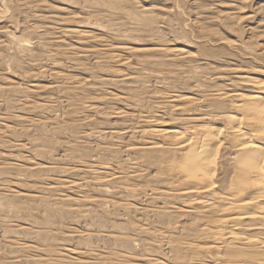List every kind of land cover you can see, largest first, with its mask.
I'll return each mask as SVG.
<instances>
[{"label": "rangeland", "instance_id": "1", "mask_svg": "<svg viewBox=\"0 0 264 264\" xmlns=\"http://www.w3.org/2000/svg\"><path fill=\"white\" fill-rule=\"evenodd\" d=\"M3 1H5L6 5L8 3L9 4H8V8L6 7L7 8L6 16L4 18H1L4 22L0 19V108H1L0 109V128L4 132V134L2 132H0L1 133L0 136L4 137V139L0 138L1 145L4 143L2 145L3 147L0 145V151H1L0 152V167H1L0 168V188H1L0 192L2 191L0 193V201L2 202L1 204H3L2 207L6 206L7 204H14L13 201H15L14 205L16 206V204L19 203L18 206H22L21 207L22 209L20 207H18V208L16 207L17 209L15 208L16 212H14V213L13 212L11 213V211L7 212V211H5V209H3V211L0 212V215H1L0 216L1 217L0 218V227H1L0 228V241H1V243H0V262L1 263L0 264H24V263L25 264H38V263H34V262L29 263V261H30L29 259L33 258V260L34 259L35 260H39V259L41 260V258H46V257L48 258V260H50V262L53 261L52 262L53 264H57V262H58V264H60V263H64V264H70V263L71 264H77V263H79V264L80 263H82V264H97L98 262H100L98 264H103V263L104 264H111V263L113 264L114 261H115L114 263H116V264H131V263L132 264H140V263L141 264H161V263L167 264L166 263L167 261L165 260L166 257L163 254H165V252L168 250L166 249V246H163L161 249L160 244L163 241L162 240L163 238H160V237L157 238V236L154 235V229L155 228L153 229L152 227L156 226L157 229H155V231L160 230L162 227H165L164 229H166V231H164V232H166V234H167L166 237H168V238L174 237L177 240H179L180 238H183L185 234H182L183 233L182 231L185 232L186 227H188L190 224H192V222H193L192 219L194 218V216L193 215L189 216L190 214H187L185 207H182V206L187 205L184 202L188 199V197H194V196H192V195H189V196L176 195V196L169 197L168 195L163 194L162 191H160V190H162V189L164 190L167 187V183H168L167 181L163 180L165 178L164 176H166V175H164L165 169L162 166H159V164H154L153 161H148L149 159L153 160V158L146 159V162H147L146 163L145 159H142L141 158L142 156H140L138 153H137L138 155L137 154L134 155V153H131V152L126 153V151H125V146L126 145L128 146V144L131 145V144L135 143V144L141 145L145 142L149 143V142H151V140L153 141V139L150 137H140L138 134H134L133 137H132L133 134L131 135L129 133H126L125 135H123L122 130L133 129V130H131V132H137L135 130H140L142 128H147V127L151 128L150 126H152V125H153L152 128H158V129L162 128L165 125L163 128L166 129V128H170V127H174L176 125H179L180 121H176V123H175V121H173L174 119H181L182 118L183 120H186V119H189L188 118L189 115H190V117H193V118H195V117L201 118L202 115H200V114L201 113L206 114L207 112L205 110L203 111L202 109H198V108L201 106H205L207 104V102H209V104H215L216 100H214V99L216 97L213 95L215 94L214 92L219 91V88H221L223 90L222 92L231 91V90L235 91V90L241 89L239 87H236V84L234 85V83L230 84L233 80H237L236 77H239V78H241V77L246 78L247 77V78H251L253 80H257V81H264V0H127L126 1L127 4L125 3V0H113V1L112 0H84V1L83 0H0V5L3 4ZM129 1H131V2H129ZM97 2H99L98 3L99 7L97 6ZM115 2L117 4H115ZM112 3H113V5H112ZM93 4H94V6H93ZM115 5H117V6H115ZM157 9H159V10H157ZM178 9L181 11H179ZM155 14H156V16H155ZM138 16H140V17L138 18ZM122 17H123V19H122ZM66 18H67V20H66ZM63 20H65V21H63ZM118 21H120V22H118ZM124 21H125V24H124ZM152 26H154V27H152ZM35 28H37V29H35ZM127 29H128V31H127ZM251 29H253L254 31ZM36 30H38V31H36ZM64 31H66L67 33L69 32L68 35L66 33V35L64 36L63 35V33H65ZM134 32H137L138 34H136ZM81 33H83V34H81ZM86 33H88V34H86ZM69 34H71V35H69ZM12 37L14 39H12ZM120 38H122V39H120ZM124 38H126V39H124ZM128 38H129V40H128ZM220 38L221 39L223 38V39L221 40ZM93 39H95V40L93 41ZM228 40H229V42H228ZM80 41H81V43H80ZM84 41H85V43H84ZM131 42H132V44H131ZM198 44H199V46H198ZM229 44H230V46H229ZM66 47H68L70 50ZM108 47H110L111 49L109 48L110 49L109 50ZM113 48H115V49H113ZM159 48L165 49V52L162 53L163 54L162 57H159L161 55V52L155 50V49H159ZM215 49H217V50H215ZM68 50H69V52H68ZM93 50H94V52H93ZM95 50H97L98 52ZM64 51H66V52H64ZM86 51L89 53H85ZM142 52H143V54H142ZM219 52H221V53H219ZM44 53H46V54H44ZM60 53H61V55H60ZM170 53H171V55H170ZM183 53H185V54H183ZM246 53H247V55H246ZM62 54H65V55H62ZM72 54H74L75 56H72ZM186 54H188V56ZM76 55H77V57H76ZM157 55H159V56L157 57ZM177 55H178V57H176ZM98 56L103 61L100 66H98L96 63V61L99 59ZM146 56H148L147 59H146ZM169 56H170V58H172V56H173L174 60L169 59ZM189 56L191 58H188ZM74 57H76V58H74ZM117 57H119V58H117ZM96 58H98V59H96ZM116 58H117V60H115ZM148 58H150V59L148 60ZM175 58H176V60H175ZM220 58H222V59H220ZM161 61L163 63H160ZM71 62H72V64H71ZM122 64H124V65H122ZM179 69H182V70H180L178 72ZM229 69H230V71H229ZM163 70L165 73L163 72ZM183 70H184V72H183ZM185 72H186V74H185ZM60 74H61V76H60ZM151 74H153V75H151ZM58 76H59V78H58ZM182 76H183V78H182ZM184 76H185V79H184ZM68 77H70V78H68ZM128 78H131V79H128ZM62 79H64V80H62ZM68 80H69V82H68ZM88 80H90V81H88ZM185 80H187V81H185ZM82 82H83V84L81 85ZM72 83L74 86L71 85ZM56 84L58 87H55ZM68 84H69V86H68ZM75 85H76V88H75ZM172 85H175V87ZM223 85H224V87H223ZM5 86H6V88H5ZM64 86H65V88H64ZM67 86H68V88L69 87L70 88L68 89ZM71 86L74 88H72ZM78 86H80V87H78ZM82 86H84V88ZM219 86H221V87H219ZM17 87H19V88H17ZM196 88H197V91H196ZM246 89H250V88L246 87ZM65 90L67 92H63ZM71 91H73V92H71ZM72 93H74V94H72ZM76 93H77V95H75ZM141 94H143V95H141ZM176 94H179V95H176ZM68 95H72V96L70 97ZM129 96H130V99H129ZM173 96H182V98H179L177 100L173 99L174 101L171 102L170 100H172V98H174ZM202 96H204V97H202ZM211 96L213 98L215 97L214 99L212 98L213 101L209 98ZM118 97H119V99H118ZM188 97L192 98V100L194 99V102L189 101ZM10 98H11V100H10ZM12 98H14V99H12ZM71 98L74 100H72ZM92 98L94 100H92ZM163 98H165L166 100L169 99V102H168V100L166 101L165 99L163 101ZM204 99H207V102H201V100H204ZM68 100H70V101H68ZM4 101H5V103H4ZM100 101H102V102H100ZM196 101H198V102H196ZM72 102L74 104L69 105ZM30 103L33 105H31ZM60 103H62V104H60ZM167 103H169V104H167ZM37 104H38V106H37ZM76 104H78V105L76 106ZM28 105L34 106L35 108L33 107V109H32L31 106L29 108ZM73 105H75L74 108H73ZM26 106H28V107H26ZM190 106H192V107H190ZM193 106H194V108H193ZM69 107H71L72 110H70ZM87 107H89V108H87ZM6 108H7V110H6ZM12 108H13V110H12ZM75 108H77V109H75ZM78 108L80 110H78ZM151 108H152V110H151ZM173 109H175V110H173ZM81 110H82V112H81ZM89 110H91V111L89 112ZM190 110H193L194 113L191 112ZM34 111H36L37 113H35ZM76 111H77V113H76ZM94 111H96V113ZM195 111H196V113H195ZM23 112H27V113H23ZM29 112H31V113H29ZM73 112L76 114H73ZM102 112H103V114H102ZM187 112H189V113H187ZM198 112H199V114H198ZM99 113L102 116L99 115ZM139 113L143 114V115H140ZM148 114L150 116H148ZM57 115H58V117H57ZM64 115H66V116H64ZM77 115H78V117H77ZM1 116H3L4 118ZM132 116H134V118H132ZM138 116H139V118H138ZM147 116L152 117L153 120L156 119L159 122V124L157 125L158 122L155 120L154 121H146L145 119ZM90 117H92V119H90ZM87 118H89L91 121ZM27 119H31L32 121L27 120ZM37 120H40V122H41V123H39L40 125H36L35 121H37ZM49 120H50V122H49ZM59 120H60V123H59ZM138 120L140 121V123H137ZM33 121L35 123H33ZM75 121H76V123H75ZM160 121H161V123H160ZM44 122H45V124H44ZM148 122H150L149 126H148ZM172 122H174L175 124ZM48 123H50V124L48 125ZM151 123H153V124L151 125ZM184 123L186 124V121ZM26 124H28V125H26ZM76 124H78V125H76ZM144 124H145V126H144ZM181 124H183V123L181 122ZM214 124L217 125L214 122H210L209 125H214ZM159 125H161V126H159ZM6 126L7 127L11 126L14 129L19 127V128H17L19 131H17L18 133L16 131L9 132V130L6 129ZM66 126H68V127H66ZM20 128L23 129L24 131L22 132ZM1 129H0V131H2ZM17 129H15V130H17ZM120 130H121V132H120ZM5 131H6L7 135L5 134ZM35 131H36V133H35ZM57 131H58V133H57ZM19 132H20V134H19ZM103 132H105L104 133L105 135L102 134ZM16 133L18 134V136L15 135ZM8 134H10V135L12 134V136H10ZM118 134H119L120 138L118 137ZM19 135H21V136H19ZM5 136H7V137H5ZM40 136H42V137H40ZM43 136H45V137H43ZM129 136H131L132 138H130ZM21 137H23V139ZM131 139H133V140H131ZM35 140L36 141L38 140V141L36 142ZM106 140L107 141L110 140V141L107 142ZM21 143H22V145H21ZM72 144H73V146H72ZM16 146H18V147H16ZM67 146H69V147H67ZM46 147L47 148L49 147L51 149H49V148L47 149ZM36 148H40V150L42 148V150L36 151L35 150ZM102 148H107L106 149L107 151H103ZM86 149H87V151H86ZM99 149H101V151H103V152H100ZM111 150H112V152H109ZM51 151H52V153H51ZM98 151H99V153H98ZM54 152H55V154H54ZM82 153H83V155H82ZM86 153L89 155L88 157H87ZM102 153H104L105 155ZM129 153H130V155H129ZM14 154H16V155H14ZM113 154H116L115 157H117V158L120 157V158H118V159L115 158L113 156ZM126 154H128L130 157L132 156L131 160L133 159V161H134L135 156L137 158L139 157L138 158V160H140L139 164L143 163L144 166L142 164L139 166L137 165V167L134 165L132 166V164H130V163H133L132 161H129L130 163L125 162L127 164L126 165L123 162L126 158L125 157ZM70 157H71V159H70ZM136 157H135V159H136ZM61 158H62V160H61ZM113 158L118 160L117 161L118 163H115L114 162L115 160ZM6 159H9V160H6ZM21 159H22V161H21ZM88 159H89V161H88ZM64 160H66V161H64ZM119 160H122V161L120 162ZM93 161H94V163H91ZM107 161L108 162L110 161L109 163L113 162L111 164V166H112L111 169L103 166L104 163H108ZM81 162H83V163H81ZM149 162H150V165H149ZM119 163H121L122 165ZM151 163L153 164L154 168H152L153 166L151 165ZM4 164H6L7 166L6 165L4 166ZM38 164H39L40 168L36 166ZM145 165H147V166H145ZM10 166L12 168H10ZM157 166H159V167H157ZM24 167L26 168V170ZM33 167H34V169H33ZM35 167H36V169H35ZM30 168H31V170H30ZM50 168H54V169H56V171L54 169H50ZM136 168H137V170L139 169L140 174H142L141 171L142 172L145 171V172H143L144 175L142 174L143 175L142 178H133L131 176V172H134L133 170ZM23 169H24V171H23ZM37 169H39V170H37ZM61 169H62V171L66 170L67 172L66 171L60 172ZM159 169H160V172H158ZM114 170H117V171H114ZM137 170H135V171H137ZM68 171H69V174H68ZM161 171H163V172L161 173ZM10 173H12V174H10ZM61 173H64V175ZM112 173L117 174L116 177H118V178L113 179L114 184L112 186L114 187V189L113 188L112 189L115 191L117 189V192H120V190H122V189H124V190L128 189L131 192L125 191V193L123 195H120L118 193H115L112 195H103L102 193L99 194L100 192H96L97 190L94 189V186L92 187V185H91V187L87 188V190H84V191L78 193L77 191L68 189V186L64 185V182H67V180L70 181L71 179H72L71 181L79 180L80 182L81 181L82 182H88V180H89L90 181L89 183L96 181L97 178L101 179V177H102V180H105L108 178L107 175L109 176ZM105 174H106V176H105ZM162 174L164 176H162ZM62 175H63V177H62ZM150 176H152V177H150ZM156 176H157V178H155ZM77 177L79 179H77ZM37 178H38V180H37ZM43 178H46V179H43ZM139 179H140V181H138ZM36 181H37V183H36ZM44 181H46V182L44 183ZM61 181H63V183ZM131 181H134V182H131ZM5 183H7V184H5ZM59 183H60V185H59ZM121 184H122V186H121ZM150 184L152 186H150ZM42 185L45 186L42 188H45L48 193L46 192L45 189L40 190ZM32 186H34V187H32ZM48 186H50V188L52 186V188L50 189ZM53 187H54V189H53ZM135 187H136L137 191L135 189H133ZM32 188H34V189H32ZM92 188L94 190H92ZM7 189L9 192L6 191ZM134 190L137 193H140V195L138 194V196H137V193L132 192ZM60 191H61V193H59ZM154 191L156 194L154 193ZM12 192H14V193H12ZM151 192H153L155 196L158 195V197L157 198L153 197L155 199H152V196H154V195ZM7 193L13 194V195L10 194V196H14L16 193H18L20 195H16V197H14V200L10 196H7V197L5 196L7 199L6 198L2 199L3 194L5 195ZM43 193L46 196L42 195ZM142 193H146V194L150 193L151 195H149V194L145 195ZM9 194H7V195H9ZM57 194H58V196H57ZM133 194H135L137 197L135 195L133 196ZM84 195H86L85 197L88 196L87 199L93 198L96 200H101V199H104V197H105V200H110L112 202H115L118 209L115 206L116 210H114V208H113V210H111L109 213L103 214V213H101L102 210L98 206H96V205L92 206L91 207L92 211L91 210L89 211L91 213L92 217L89 215V212H88L87 213L88 219L85 218V220L83 221L84 218L80 217V215L78 213H75L73 211H71V213H69L70 211H66L67 208H64L63 206H65L66 203L67 204L70 203V205H72L74 203L75 207L77 206L80 209L84 208L82 211H86L88 206L86 208L82 205L89 204V202L92 201V199L91 200L89 199L90 201L88 200V202H86L85 204H83V203L78 204V202L74 201L77 199L80 200L81 197ZM42 196H44V197H42ZM146 196H149V198L146 199L147 198ZM59 197L61 198V200ZM66 197H67V199H65ZM101 197H103V198H101ZM138 197H140V198H138ZM42 198H44V199H42ZM51 198L53 200H51ZM107 198H110V199H107ZM170 198H172V199H170ZM174 198L176 199L175 201H174ZM18 199H19V202H18ZM49 199L53 203L58 204V202H59V205L61 203L60 206L63 208V210L65 209L64 211H66L67 212L66 214H68V215L67 216L64 215L65 212L59 213V211H57V212H55L53 210L49 211L48 210L49 205L53 206V204H50L52 202H50ZM62 199H64V200H62ZM69 199L70 200L72 199L74 202L71 203L72 200L69 201ZM140 199H141V201H139ZM144 199H145V201H144ZM8 200H10V201H8ZM41 200L44 202L45 205L43 204V202ZM136 200H138V201H136ZM149 200H150V202H151V200L154 202L157 200L158 202L156 201L155 203L154 202L150 203ZM45 201L47 202V204L50 202L47 207H46ZM164 201H165V204H168L167 209H166L167 211H165V212H167V215H168L167 217H169V221L164 223V224H160L158 222L163 217L166 218L165 215H162V213H159L160 208H162L163 207L162 205H164L163 204ZM117 203H118V205H117ZM173 203H174V206H177V207L181 206L183 212L174 213V211L171 209L172 207H174ZM26 204L27 205L30 204V205L26 206ZM35 204H37V205H35ZM57 204H56V206H57ZM68 205H66V206H68ZM74 205H72V206L74 207ZM122 205H124V207ZM149 205H151L150 209L148 208ZM157 206H159L160 208ZM32 207H34L33 208L34 213L32 211L33 210ZM38 207H39V209H38ZM94 207L96 210L94 209ZM23 208L25 209V211L23 210ZM35 208H36V210H35ZM56 208L57 207H55V210H56ZM124 208H128V209H126L127 211L124 210ZM168 208L173 212L170 213V211H168L169 210ZM15 209L12 211H15ZM27 209H29V210H27ZM119 209H121V210L118 211ZM137 209H139V210H137ZM57 210H58V208H57ZM69 210H70V208H69ZM30 211H32V212H30ZM3 212H5V213H3ZM157 212L159 213V216L161 215L160 217L158 216ZM43 213H45L44 216H43ZM55 213H57V214H55ZM128 213H129V215H128ZM143 213H144V217H143ZM52 214H53V216H52ZM24 215H26V216H24ZM31 215L34 218V220H33V218H31ZM60 215L63 216L64 218L60 217ZM101 215H103V216H101ZM56 216H58L59 220ZM76 216L77 217L79 216L80 218L78 219ZM89 216H90V218H89ZM186 216H188V217H186ZM35 217L38 219H35ZM47 218H48L49 222H48ZM52 218L54 221L52 220ZM102 218L105 220L103 221ZM136 218H138V219H136ZM144 218H146V220ZM151 218H153V219L151 220ZM8 220H10V221H8ZM63 220H65V221H63ZM86 221H87V223L85 225ZM40 222H41V224H40ZM59 222L62 224H59ZM88 222H89V224H88ZM48 223L50 224V226H47ZM167 223L169 226L170 225H171V227L177 226V228L174 227L175 229L170 230L167 226ZM171 223H173V224H171ZM52 224L53 225L55 224L58 227H56L55 225L52 226ZM132 224H134L136 226H134ZM126 225H128V227H130V229L132 231L130 229H128V227H126ZM133 226L136 228H134ZM21 227H23L24 229L22 230ZM65 227H68V228H65ZM82 227H84V228H82ZM13 228H14V230H13ZM19 228H20V230H19ZM48 228L51 231L49 233H51L52 235L47 232V230L49 231ZM76 228L79 230V232L78 231L76 232V230H77ZM125 228H127L129 230L127 235L125 233L126 232ZM4 229L6 231H4ZM16 229H18V230H16ZM38 229L39 230H45L46 232L40 231V232H43V234H42L38 231ZM31 230L32 231L34 230L35 233L32 232ZM58 230H59V232H58ZM144 230H147V231H144ZM7 231H8V234H7ZM56 231L58 234L56 233ZM101 231L103 232L102 234H100ZM123 231H125L124 234H123ZM143 231H144V233H143ZM38 232H39V234H42V235L41 236L38 235ZM54 232L58 235V237L57 236L55 237L56 234ZM167 232L169 233V235L173 234L174 236L173 235L169 236ZM240 232H243V229H241ZM66 233H68V234L66 235ZM75 233H76V235L71 236V234H75ZM80 233H82V234H80ZM97 233L99 234V237H96L98 235ZM119 233H120V235H119ZM121 233L123 234V236L125 235L126 237H128L131 234L127 239H129L131 237L130 241H134L135 239H136V241H134V243L130 242L129 240H127L125 238V236L123 237ZM146 233L147 234L150 233V234L146 235ZM244 233H246V232L244 231ZM27 234H28V236H27ZM46 234H49V235H46ZM64 234L68 237V240L66 239ZM2 235H3V237H2ZM50 236L53 238H51ZM148 236H150V238ZM116 237H117V239H118V237L119 238L122 237L120 239L125 238L126 241H125V239L123 241L125 244L120 239H118L119 241L117 239H116L117 241H115L114 238H116ZM61 238H62V240H60ZM100 238H101V240H100ZM5 239H7L8 241ZM132 239H134V240H132ZM28 240H29V242H28ZM56 240L58 241V243H56L57 242ZM144 240L147 242L148 245H149V243H152V244H155V246L150 244L149 245L150 247H146L148 245L145 244L146 242ZM157 240H159L161 242H158ZM48 241L50 243L53 242V245H52V243H51V245H49L50 243H48ZM59 241L60 242L62 241V244ZM68 241H69V243H67ZM74 241H78L79 243L78 242L76 243ZM85 241H90V244H89V242H87L88 245H86L87 243ZM102 241H103V244H102ZM128 241H129V244H131V245L133 244L134 246L132 245L133 246L132 247L131 245L127 244ZM140 241H142V242H140ZM154 241H157V242H154ZM106 242H107V244H106ZM119 242L123 246L118 245V244H120ZM139 242L142 245L145 244L146 249L147 248H149V249L147 251H145L146 249L144 247H143L144 248L143 249L141 245H138V244H140ZM44 243L46 244V246ZM78 244H80V247H78L79 246ZM83 244H84V246H83ZM104 244H106V245H104ZM156 244H157V246H156ZM18 245H19V247H18ZM33 245L35 247H37L38 250L36 248H31V250L28 251L30 249L28 247L33 246ZM54 246L56 247L55 251H57V252H55L52 249L51 250L49 249V248L55 249ZM137 246H139V247H137ZM61 247H62V249H61ZM91 247H93V248H91ZM130 247H132V249L134 248L133 251L135 249L136 250L133 252L132 250H130L131 249ZM16 248L18 250H16ZM45 248H47L48 250ZM43 249H45V250H43ZM87 249L90 251H88ZM91 249L94 252L91 251ZM126 249H128L130 252H126V251H128ZM150 249H152V251L154 250V252H152ZM19 250H20V252H19ZM32 250H34V251H32ZM58 251H60V253H58ZM72 251H74V252H72ZM116 251L119 253H117ZM131 251L133 253H135L136 256H135V254H132ZM29 252H31V253H29ZM54 252L56 254H54ZM114 252H116V253H114ZM120 252H122V253L126 252V253H130V254L124 256ZM61 254H63V255H61ZM119 254H121L122 259H120V257L117 258V256H115V255L120 256ZM161 254H162L163 258L161 257ZM170 254L173 255L174 253L172 252ZM20 255H23V256H20ZM132 255L134 257H132ZM38 256H40V257L38 258ZM53 257H55V258H53ZM24 258H26V260L23 262ZM76 258H77V260H76ZM93 258H96L97 260L93 259ZM124 258L125 259L128 258V260L130 258H132V259H130L129 260L130 262H128V260L127 259L125 260ZM71 259H72V261H71ZM186 259H190L189 254H186ZM59 260H61L62 262L59 263ZM108 260H111V261H108ZM131 260H132V262H131ZM26 261H27V263H26ZM54 261H56V262L54 263ZM107 261H108V263H107ZM154 261H155V263H154ZM156 261H161V263L156 262ZM200 261L201 260H199L197 262H200ZM126 262H128V263H126ZM201 264H209L208 259H206Z\"/></svg>", "mask_w": 264, "mask_h": 264}, {"label": "bare ground", "instance_id": "2", "mask_svg": "<svg viewBox=\"0 0 264 264\" xmlns=\"http://www.w3.org/2000/svg\"><path fill=\"white\" fill-rule=\"evenodd\" d=\"M84 1V0H83ZM113 1V0H112ZM127 0H125V3H126ZM131 2V1H129ZM98 3L97 2V6H98ZM195 3V2H194ZM9 4V3H8ZM8 4L6 5L5 1H3V4L0 5V19L1 18H4L6 16V13H7V8H8ZM96 4V3H95ZM115 4H117L115 2ZM121 4V3H120ZM119 4V5H120ZM127 4V3H126ZM238 4V3H237ZM113 5V3H112ZM157 5V4H156ZM94 6V4H93ZM92 6V7H93ZM117 6V5H115ZM121 6V5H120ZM130 6V5H129ZM7 7V8H6ZM99 7V6H98ZM233 7V6H232ZM16 8V7H15ZM179 8V7H178ZM154 9V8H153ZM180 9V8H179ZM178 9V10H179ZM241 9V8H240ZM133 10V9H132ZM152 10V9H151ZM159 10V9H157ZM229 10V9H228ZM237 10V9H236ZM145 11V10H144ZM150 11V10H149ZM181 11V10H179ZM116 12V11H115ZM11 13V12H10ZM136 13V12H135ZM148 13V12H147ZM181 13V12H180ZM145 14V13H144ZM149 14V13H148ZM229 14V13H228ZM9 15V14H8ZM11 15V14H10ZM102 15V14H101ZM122 15V14H121ZM137 15V14H136ZM135 15V16H136ZM109 16V15H108ZM116 16V15H115ZM120 16V15H119ZM144 16V15H143ZM156 16V14H155ZM73 17V16H72ZM76 17V16H75ZM101 17V16H100ZM103 17V16H102ZM121 17V16H120ZM140 16H138L139 18ZM71 18V17H70ZM78 18V17H77ZM81 18V17H80ZM118 18V17H117ZM131 18V17H130ZM158 18V17H157ZM161 18V17H160ZM6 19V18H5ZM4 19V20H5ZM16 19V18H15ZM69 19V18H68ZM123 19V17H122ZM145 19V18H144ZM150 19V18H149ZM156 19V18H155ZM2 20V19H1ZM67 20V18H66ZM71 20V19H70ZM104 20V19H103ZM108 20V19H107ZM3 21V20H2ZM1 21V22H2ZM65 21V20H63ZM151 21V20H150ZM246 21V20H245ZM4 22V21H3ZM67 22V21H66ZM65 22V23H66ZM71 22V21H70ZM105 22V21H104ZM120 22V21H118ZM127 22V21H126ZM139 22V21H138ZM236 22V21H235ZM242 22V21H241ZM124 24H125V21H124ZM127 24V23H126ZM140 25V24H139ZM39 26V25H38ZM42 27V26H41ZM154 27V26H152ZM236 27V26H235ZM40 28V27H39ZM127 28V27H126ZM149 28V27H148ZM37 29V28H35ZM41 29V28H40ZM64 29V28H63ZM26 30V29H25ZM39 30V29H38ZM36 30V31H38ZM138 30V29H137ZM147 30V29H146ZM253 30V29H251ZM128 31V29H127ZM140 31V30H139ZM254 31V30H253ZM252 31V32H253ZM44 32V31H43ZM65 33H63V35L65 36L66 35V31H64ZM71 32V31H70ZM144 32V31H143ZM69 33V32H68ZM67 33V35H68ZM127 33V32H126ZM136 34H138L137 32H134ZM83 34V33H81ZM88 34V33H86ZM71 35V34H69ZM211 35V34H210ZM214 35V34H213ZM127 36V35H126ZM62 37V36H61ZM86 37V36H85ZM214 37V36H213ZM161 38V37H160ZM212 38V37H211ZM12 39H14L12 37ZM59 39V38H58ZM92 39V38H91ZM97 39V38H96ZM122 39V38H120ZM126 39V38H124ZM163 39V38H162ZM221 39V38H220ZM223 39V38H222ZM221 39V40H222ZM60 40V39H59ZM89 40V39H88ZM95 39H93L94 41ZM129 40V38H128ZM61 41V40H60ZM59 41V42H60ZM64 41V40H63ZM82 41V40H81ZM80 41V43H81ZM92 41V40H91ZM211 41V40H210ZM18 42V41H17ZM101 42V41H100ZM144 42V41H143ZM229 42V40H228ZM26 43V42H25ZM53 43V42H52ZM85 43V41H84ZM105 44V43H104ZM132 44V42H131ZM147 44V43H146ZM172 44V43H171ZM212 44V43H211ZM228 44V43H227ZM108 45V44H107ZM201 45V44H200ZM203 45V44H202ZM222 45V44H221ZM98 46V45H97ZM199 46V44H198ZM230 46V44H229ZM69 47V46H68ZM66 47V48H68ZM71 47V46H70ZM160 47V46H159ZM223 47V46H222ZM106 48V47H105ZM110 47H108L109 49ZM187 48V47H186ZM219 48V47H218ZM217 48V49H218ZM40 49V48H39ZM63 49V48H62ZM61 49V50H62ZM65 49V48H64ZM69 49V48H68ZM75 49V48H74ZM104 49V48H103ZM107 49V50H108ZM111 49V48H110ZM109 49V50H110ZM115 49V48H113ZM184 49V48H183ZM215 49V50H217ZM70 50V49H69ZM68 50V52H69ZM77 50V49H76ZM102 50V49H101ZM125 50V49H124ZM154 50V49H153ZM156 51H159L161 52V55H157V57H162V53L165 52V49L163 48H159V49H155ZM154 50V51H155ZM232 50V49H231ZM90 51V50H89ZM97 51V50H95ZM112 51V50H111ZM132 51V50H131ZM134 51V50H133ZM146 51V50H145ZM150 51V50H149ZM210 51V50H209ZM66 52V51H64ZM67 52V53H68ZM94 52V50H93ZM98 52V51H97ZM135 52V51H134ZM137 52V51H136ZM140 52V51H139ZM175 52V51H174ZM85 53H89V52H85ZM101 53V52H100ZM112 53V52H111ZM127 53V52H126ZM131 53V52H130ZM147 53V52H146ZM157 53V52H156ZM155 53V54H156ZM209 53V52H208ZM207 53V54H208ZM212 53V52H211ZM221 53V52H219ZM254 53V52H253ZM46 54V53H44ZM48 54V53H47ZM78 54V53H77ZM109 54V53H108ZM143 54V52H142ZM185 54V53H183ZM210 54V53H209ZM216 54V53H215ZM238 54V53H237ZM255 54V53H254ZM61 55V53H60ZM62 55H65V54H62ZM67 55V54H66ZM89 55V54H88ZM171 55V53H170ZM188 56V54H186ZM192 55V54H191ZM228 55V54H227ZM236 55V54H235ZM247 55V53H246ZM26 56V55H25ZM68 56V55H67ZM72 56H75L74 54H72ZM109 56V55H108ZM174 56V55H173ZM170 58L169 56V59L171 60H174V58ZM180 56V55H179ZM182 56V55H181ZM213 56V55H212ZM240 56V55H239ZM250 56V55H249ZM77 57V55H76ZM74 57V58H76ZM99 57V56H98ZM135 57V56H134ZM148 56H146V59H147ZM178 57V55L176 56ZM185 57V56H184ZM229 57V56H228ZM59 58V57H58ZM70 58V57H69ZM92 58V57H91ZM107 58V57H106ZM119 58V57H117ZM117 58L115 60H117ZM181 58V57H180ZM188 58H191L190 56ZM235 58V57H234ZM237 58V57H236ZM248 58V57H247ZM257 58V57H256ZM98 59V58H96ZM139 59V58H138ZM150 58H148L149 60ZM165 59V58H164ZM163 59V60H164ZM186 59V58H185ZM184 59V60H185ZM222 59V58H220ZM63 60V59H62ZM162 60V59H161ZM176 60V58H175ZM216 60V59H215ZM249 60V59H248ZM58 61V60H57ZM56 61V62H57ZM113 61V60H112ZM159 61V60H158ZM165 61V60H164ZM178 61V60H177ZM225 61V60H224ZM230 61V60H229ZM240 61V60H239ZM254 61V60H253ZM76 62V61H75ZM102 59H99L96 61L97 65L100 66L102 64ZM120 62V61H119ZM122 62V61H121ZM146 62V61H145ZM244 62V61H243ZM79 63V62H78ZM110 63V62H109ZM123 63V62H122ZM128 63V62H127ZM160 63H163L162 61ZM181 63V62H180ZM221 63V62H220ZM69 64V63H68ZM72 64V62H71ZM165 64V63H164ZM124 65V64H122ZM163 65V64H162ZM86 66V65H85ZM201 66V65H200ZM203 66V65H202ZM224 66V65H223ZM235 66V65H234ZM248 66V65H247ZM65 67V66H64ZM70 67V66H69ZM73 67V66H72ZM83 67V66H82ZM168 67V66H167ZM68 68V67H67ZM171 68V67H170ZM107 69V68H106ZM178 69V68H177ZM11 70V69H10ZM15 70V69H14ZM182 70V69H179L178 72ZM233 70V69H232ZM94 71V70H93ZM186 71V70H185ZM192 71V70H191ZM221 71V70H220ZM228 71V70H227ZM230 71V69H229ZM63 72V71H62ZM164 72V70H163ZM176 72V71H175ZM184 72V70H183ZM209 72V71H208ZM219 72V71H218ZM226 72V71H225ZM233 72V71H232ZM236 72V71H235ZM256 72V71H255ZM43 73V72H42ZM165 73V72H164ZM197 73V72H196ZM206 73V72H205ZM214 73V72H213ZM221 73V72H220ZM15 74V73H14ZM181 74V73H180ZM186 74V72H185ZM218 74V73H217ZM261 74V73H260ZM91 75V74H90ZM140 75V74H139ZM138 75V76H139ZM153 75V74H151ZM171 75V74H170ZM169 75V76H170ZM174 75V74H173ZM172 75V76H173ZM216 75V74H215ZM61 76V74H60ZM63 76V75H62ZM179 76V75H178ZM197 76V75H196ZM201 76V75H200ZM219 76V75H218ZM246 76V75H245ZM28 77V76H27ZM50 77V76H49ZM128 77V76H127ZM140 77V76H139ZM146 77V76H145ZM148 77V76H147ZM230 77V76H229ZM35 78V77H34ZM59 78V76H58ZM65 78V77H64ZM70 78V77H68ZM82 78V77H81ZM95 78V77H94ZM183 78V76H182ZM189 78V77H188ZM97 79V78H96ZM128 79H131V78H128ZM184 79H185V76H184ZM197 79V78H196ZM201 79V78H200ZM237 80H233L230 84H233L234 85L236 84V87H239L241 89H238V90H235V91H226V92H222L223 90L221 88H219V91H216L214 92L215 94L213 96H215L214 98L211 96L209 97L211 100L212 98L214 100H216L215 104H209V102H207V99H204V100H201V102H207V104L205 106H201L199 107L198 109H202L203 111L205 110L207 113H201L200 115L201 118H193V117H190L189 115V119H186V120H183L182 118L181 119H174L173 121H180L179 125H176L174 127H170V128H166L164 129L163 126L162 128L158 129V128H152V126H150L151 128H142L140 130H135L137 132H131V130L133 129H129V130H122V134L125 135L126 133H129V134H133L132 137L134 136V134H138L140 137H150L153 139V141L151 140V142L149 143H143V144H131L128 146L126 145L125 146V151L126 153L127 152H131V153H134L135 154H139L140 156H142L141 158L142 159H145V162H146V159H149V158H153V160L149 159L148 161H153L154 164H159V166H162L164 169H165V174L166 176H164L162 174V176H164L163 180L167 181V187L163 190H160L162 191L163 194L165 195H168L169 197L171 196H176V195H179V196H189V195H192L194 197H188V199L184 202L185 204L187 205H183L182 207H185L186 209V213L187 214H190L189 216L193 215L194 218L192 219L193 222L192 224H190L188 227H186L185 229V232L182 231L183 233L182 234H185L183 238H180L179 240H177L176 238H171V237H166V229H164L165 227H160L161 225L160 224H164L166 222L169 221V217H167V206L168 204H165V201L163 202L164 205H162L163 207L160 208V211L159 213H162V215H165L166 218H162L158 223H160L159 227L161 228L160 230H156V226L155 227H152L154 229V235L160 238H163L162 242L157 240L158 242H161L160 244V247L162 249L163 246H166V249L168 251L165 252V254H163L165 257H166V263L167 264H201L202 262H204L206 259H208V263L209 264H264V81H257V80H253L251 78H245V77H236ZM64 80V79H62ZM67 80V79H66ZM95 80V79H94ZM101 80V79H100ZM124 80V79H123ZM164 80V79H163ZM207 80V79H206ZM209 80V79H208ZM217 80V79H216ZM38 81V80H37ZM81 81V80H80ZM79 81V82H80ZM84 81V80H83ZM90 81V80H88ZM157 81V80H156ZM187 81V80H185ZM184 81V82H185ZM231 81V80H230ZM9 82V81H8ZM13 82V81H12ZM15 82V81H14ZM26 82V81H25ZM63 82V81H62ZM65 82V81H64ZM69 82V80H68ZM71 82V81H70ZM165 82V81H164ZM216 82V81H215ZM90 83V82H89ZM201 83V82H200ZM203 83V82H202ZM207 83V82H206ZM65 84V83H64ZM83 84V82L81 83V85ZM16 85V84H15ZM14 85V86H15ZM43 85V84H42ZM66 85V84H65ZM72 86L73 83L71 84ZM77 85V84H76ZM76 85H75V88H76ZM147 85V84H146ZM156 85V84H155ZM233 85V86H234ZM69 86V84H68ZM67 86V88H68ZM71 86V87H72ZM148 86V85H147ZM175 87V85H172ZM183 86V85H182ZM209 86V85H208ZM231 86V85H230ZM13 87V86H12ZM35 87V86H34ZM38 87V86H37ZM48 87V86H47ZM55 87H58L57 84L55 85ZM63 87V86H62ZM80 87V86H78ZM77 87V88H78ZM84 88V86H82ZM180 87V86H179ZM205 87V86H204ZM221 87V86H219ZM224 87V85H223ZM247 88H250V89H246ZM6 88V86H5ZM8 88V87H7ZM16 88V87H15ZM19 88V87H17ZM22 88V87H21ZM28 88V87H27ZM49 88V87H48ZM52 88V87H51ZM65 88V86H64ZM70 88V87H69ZM68 88V89H69ZM74 88V87H72ZM183 88V87H182ZM218 88V87H217ZM10 89V88H9ZM32 89V88H31ZM141 89V88H140ZM206 89V88H205ZM204 89V90H205ZM14 90V89H13ZM85 90V89H84ZM211 90V89H210ZM209 90V91H210ZM214 90V89H213ZM216 90V89H215ZM89 91V90H88ZM167 91V90H166ZM196 91H197V88H196ZM21 92V91H20ZM19 92V93H20ZM25 92V91H24ZM28 92V91H27ZM32 92V91H31ZM63 92H67L66 90L63 91ZM70 92V91H69ZM68 92V93H69ZM73 92V91H71ZM80 92V91H79ZM86 92V91H85ZM84 92V93H85ZM183 92V91H182ZM195 92V91H194ZM212 92V93H213ZM23 93V92H22ZM26 93V92H25ZM164 93V92H163ZM210 93V92H209ZM3 94V93H2ZM15 94V93H14ZM74 94V93H72ZM87 94V93H86ZM191 94V93H190ZM199 94V93H198ZM205 94V93H204ZM208 94V93H207ZM10 95V94H9ZM77 95V93L75 94ZM79 95V94H78ZM143 95V94H141ZM175 95V94H174ZM176 95H179V94H176ZM185 95V94H184ZM5 96V95H4ZM21 96V95H20ZM68 96H72V95H68ZM123 96V95H122ZM167 96V95H166ZM18 97V96H17ZM22 97V96H21ZM25 97V96H24ZM29 97V96H28ZM58 97V96H57ZM66 97V96H65ZM69 97V98H70ZM101 97V96H100ZM99 97V98H100ZM116 97V96H115ZM139 97V96H138ZM174 98H172V100H170L171 102L174 101L175 99H179V98H182V96H173ZM204 97V96H202ZM207 97V96H206ZM78 98V97H77ZM136 98V97H135ZM143 98V97H142ZM170 98V99H171ZM186 98V97H185ZM189 98V97H188ZM14 99V98H12ZM17 99V98H16ZM15 99V100H16ZM72 99V98H71ZM70 99V100H71ZM87 99V98H86ZM97 99V98H96ZM119 99V97H118ZM129 99H130V96H129ZM137 99V98H136ZM148 99V98H147ZM150 99V98H149ZM165 98H163V101H164ZM174 99V100H173ZM209 99V100H210ZM11 100V98H10ZM31 100V99H30ZM68 100V101H70ZM74 100V99H72ZM71 100V101H72ZM90 100V99H89ZM92 100H94L92 98ZM140 100V99H139ZM138 100V101H139ZM166 100V99H165ZM168 102H169V99H167ZM166 100V101H167ZM17 101V100H16ZM67 101V100H66ZM77 101V100H76ZM83 101V100H82ZM99 101V100H98ZM104 101V100H103ZM135 101V100H134ZM187 101V100H186ZM189 101L191 102H194V99L192 100V98H189ZM213 101V100H212ZM8 102V101H7ZM84 102V101H83ZM102 102V101H100ZM181 102V101H180ZM198 102V101H196ZM195 102V103H196ZM5 103V101H4ZM15 103V102H14ZM29 103V102H28ZM58 103V102H57ZM81 103V102H80ZM7 104V103H6ZM9 104V103H8ZM26 104V103H25ZM31 104V103H30ZM62 104V103H60ZM74 104L73 102L70 103L69 105H72ZM86 104V103H85ZM169 104V103H167ZM202 104V103H201ZM33 105V104H31ZM31 105H28L29 108ZM78 104H76L77 106ZM88 105V104H87ZM161 105V104H160ZM186 105V104H185ZM194 105V104H193ZM11 106V105H10ZM18 106V105H17ZM26 106V107H28ZM38 106V104H37ZM75 105H73V108H74ZM153 106V105H152ZM151 106V107H152ZM155 106V105H154ZM195 106V105H194ZM193 106V108H194ZM4 107V106H3ZM2 107V108H3ZM14 107V106H13ZM32 109L34 106H31ZM42 107V106H41ZM44 107V106H43ZM56 107V106H55ZM72 107V106H71ZM69 107L70 110H72V108ZM80 107V106H79ZM192 107V106H190ZM5 108V107H4ZM9 108V107H8ZM16 108V107H15ZM35 108V107H34ZM64 108V107H63ZM89 108V107H87ZM93 108V107H92ZM91 108V109H92ZM95 108V107H94ZM178 108V107H177ZM181 108V107H180ZM185 108V107H184ZM1 109V108H0ZM21 109V108H20ZM26 109V108H25ZM47 109V108H46ZM77 109V108H75ZM74 109V110H75ZM85 109V108H84ZM149 109V108H148ZM7 110V108H6ZM13 110V108H12ZM44 110V109H43ZM78 110H80L78 108ZM77 110V111H78ZM150 110V109H149ZM152 110V108H151ZM154 110V109H153ZM160 110V109H159ZM175 110V109H173ZM183 110V109H182ZM201 110V111H202ZM11 111V110H10ZM30 111V110H29ZM37 111V110H36ZM36 111H34L35 113H37ZM76 111V113H77ZM91 110H89L90 112ZM98 111V110H97ZM164 111V110H163ZM171 111V110H170ZM191 112H193V110H190ZM198 111V110H197ZM200 111V110H199ZM8 112V111H7ZM32 112V111H31ZM29 112V113H31ZM82 112V110H81ZM84 112V111H83ZM96 113V111H94ZM120 112V111H119ZM183 112V111H182ZM185 112V111H184ZM23 113H27V112H23ZM73 112V114H76ZM93 113V112H92ZM153 113V112H152ZM189 113V112H187ZM194 113V112H193ZM196 113V111H195ZM9 114V113H8ZM103 114V112H102ZM138 114V113H137ZM140 114V113H139ZM160 114V113H159ZM186 114V113H185ZM192 114V113H191ZM199 114V112H198ZM3 115V114H2ZM79 115V114H78ZM77 115V117H78ZM99 115H101L99 113ZM119 115V114H118ZM122 115V114H121ZM136 115V114H135ZM140 115H143V114H140ZM173 115V114H172ZM177 115V114H176ZM66 116V115H64ZM81 116V115H80ZM79 116V117H80ZM83 116V115H82ZM102 116V115H101ZM126 116V115H125ZM148 116H150L148 114ZM146 117V121H157L156 119H152V117ZM194 116V115H193ZM197 116V115H196ZM3 117V116H1ZM6 117V116H5ZM58 117V115H57ZM76 117V116H75ZM86 117V116H85ZM117 117V116H116ZM124 117V116H123ZM129 117V116H128ZM141 117V116H140ZM183 117V116H182ZM198 117V116H197ZM4 118V117H3ZM13 118V117H12ZM24 118V117H23ZM33 118V117H32ZM46 118V117H45ZM132 118H134V116H132ZM137 118V117H136ZM139 118V116H138ZM144 118V117H143ZM166 118V117H165ZM176 118V117H175ZM6 119V118H5ZM21 119V118H20ZM26 119V118H25ZM82 119V118H81ZM89 119V118H87ZM86 119V120H87ZM90 119H92V117H90ZM89 119V120H90ZM141 119V118H140ZM4 120V119H3ZM27 120H31V119H27ZM135 120V119H134ZM170 120V119H169ZM17 121V120H16ZM23 121V120H22ZM21 121V122H22ZM25 121V120H24ZM32 121V120H31ZM30 121V122H31ZM44 121V120H43ZM63 121V120H62ZM91 121V120H90ZM139 121V120H138ZM137 123H140V121ZM186 121V124L184 123ZM36 122V125H40L39 123L40 120H37L35 121ZM33 121V123H35ZM48 122V121H47ZM50 122V120H49ZM83 122V121H82ZM86 122V121H85ZM88 122V121H87ZM142 122V121H141ZM158 122V121H157ZM166 122V121H165ZM181 122L183 124H181ZM206 122V123H205ZM210 122H214L216 123L217 125H209ZM32 123V122H31ZM59 123H60V120H59ZM76 123V121H75ZM79 123V122H78ZM90 123V122H89ZM119 123V122H118ZM124 123V122H123ZM136 123V122H135ZM150 122H148V126L150 125L149 124ZM161 123V121H160ZM174 123V122H172ZM174 123V124H175ZM25 124V123H24ZM29 124V123H28ZM26 124V125H28ZM45 124V122H44ZM50 123H48L49 125ZM82 124V123H81ZM159 124V122L157 123V125ZM164 124V123H163ZM167 124V123H166ZM9 125V124H8ZM65 125V124H64ZM78 125V124H76ZM83 125V124H82ZM116 125V124H115ZM125 125V124H124ZM142 125V124H141ZM71 126V125H70ZM123 126V125H122ZM145 126V124H144ZM161 126V125H159ZM2 127V126H1ZM48 127V126H47ZM51 127V126H50ZM58 127V126H57ZM68 127V126H66ZM133 127V126H132ZM155 127V126H154ZM3 128V127H2ZM19 128V127H17ZM15 128V129H17ZM27 128V127H26ZM41 128V127H40ZM1 129V128H0ZM6 129L9 130V132H12V131H19L18 129L15 130L13 127L11 126H6ZM21 129V128H20ZM46 129V128H45ZM52 129V128H51ZM139 129V128H138ZM2 130V129H1ZM11 130V131H10ZM116 130V129H115ZM21 131L23 132L24 130L21 129ZM56 131V130H55ZM93 131V130H92ZM95 131V130H94ZM117 131V130H116ZM126 131V132H125ZM4 134L3 130L0 131ZM21 132V133H22ZM26 132V131H25ZM24 132V133H25ZM66 132V131H65ZM98 132V131H97ZM96 132V133H97ZM118 132V131H117ZM121 132V130H120ZM15 133V132H14ZM18 133V132H17ZM15 134L16 136H18V134ZM36 133V131H35ZM58 133V131H57ZM82 133V132H81ZM93 133V132H92ZM105 132H103L102 134H104ZM1 134V133H0ZM2 134V135H3ZM5 134L7 135L6 131H5ZM20 134V132H19ZM56 134V133H55ZM74 134V133H73ZM10 135V134H8ZM22 135V134H21ZM19 135V136H21ZM45 135V134H44ZM76 135V134H75ZM85 135V134H84ZM105 135V134H104ZM115 135V134H114ZM122 135V136H123ZM137 135V136H138ZM12 136V134L10 135ZM77 136V135H76ZM113 136V135H112ZM117 136V135H116ZM136 136V135H135ZM7 137V136H5ZM42 137V136H40ZM45 137V136H43ZM118 137H119V134H118ZM130 138H132L131 136H129ZM0 138H3L2 136H0ZM23 139V137H21ZM120 138V137H119ZM135 138V137H134ZM6 139V138H5ZM38 139V138H37ZM41 139V138H40ZM145 139V138H144ZM21 140V139H20ZM111 140V139H110ZM108 140V141H110ZM133 140V139H131ZM4 141V140H3ZM22 141V140H21ZM36 141V140H35ZM38 141V140H37ZM36 141V142H37ZM44 141V140H43ZM97 141V140H96ZM107 141V140H106ZM107 141V142H108ZM112 141V140H111ZM123 141V140H122ZM5 142V141H4ZM116 142V141H115ZM39 143V142H38ZM124 143V142H123ZM4 144V143H3ZM2 144V145H3ZM79 144V143H78ZM1 145V143H0ZM1 145V146H2ZM6 145V144H5ZM22 145V143H21ZM36 145V144H35ZM76 145V144H75ZM101 145V144H100ZM70 146V145H69ZM67 146V147H69ZM73 146V144H72ZM78 146V145H77ZM108 146V145H107ZM124 146V145H123ZM3 147V146H2ZM13 147V146H12ZM18 147V146H16ZM37 147V146H36ZM5 148V147H4ZM7 148V147H6ZM9 148V147H8ZM47 148V147H46ZM49 148V147H48ZM47 148V149H48ZM51 149V148H49ZM80 149V148H79ZM107 148H102L103 151H107L106 150ZM110 149V148H109ZM124 149V148H123ZM36 151H41L40 148H36L35 149ZM57 150V149H56ZM89 150V149H88ZM100 152H103L101 151V149H99ZM8 151V150H7ZM87 151V149H86ZM124 151V152H125ZM1 152V151H0ZM68 152V151H67ZM70 152V151H69ZM73 152V151H72ZM96 152V151H95ZM109 152H112L109 151ZM52 153V151H51ZM76 153V152H75ZM85 153V152H84ZM99 153V151H98ZM97 153V154H98ZM107 153V152H106ZM33 154V153H32ZM35 154V153H34ZM55 154V152H54ZM87 154V153H86ZM101 154V153H100ZM104 154V153H102ZM125 154V153H124ZM137 154V155H138ZM16 155V154H14ZM76 155V154H75ZM83 155V153H82ZM105 155V154H104ZM116 154H113V156L115 157ZM127 155V156H126ZM125 155V160L123 161L124 163L125 162H129V161H132L133 163H130L132 164V166H136L137 165H143V163L139 164L140 163V160H138V158L134 157V161L133 159L131 160V157L129 156L128 154ZM86 156V155H85ZM89 155L87 154V157ZM93 156V155H92ZM123 156V155H122ZM16 157V156H15ZM106 157V156H105ZM130 157V158H129ZM20 158V157H19ZM66 158V157H65ZM83 158V157H82ZM96 158V157H95ZM102 158V157H101ZM117 158V157H115ZM115 158H113L115 161V163H118ZM120 158V157H118ZM117 158V159H118ZM122 158V157H121ZM23 159V158H22ZM21 159V161H22ZM64 159V158H63ZM71 159V157H70ZM73 159V158H72ZM79 159V158H78ZM87 159V158H86ZM97 159V158H96ZM100 159V158H99ZM106 159V158H105ZM6 160H9V159H6ZM59 160V159H58ZM62 160V158H61ZM84 160V159H83ZM94 160V159H93ZM111 160V159H110ZM66 161V160H64ZM63 161V162H64ZM82 161V160H81ZM86 161V160H85ZM89 161V159H88ZM91 161V160H90ZM120 162L122 160H119ZM142 161V160H141ZM56 162V161H55ZM73 162V161H72ZM75 162V161H74ZM79 162V161H78ZM84 162V161H83ZM81 162V163H83ZM108 162V161H107ZM110 162V161H109ZM104 163L103 166L105 167H108L111 169V163ZM9 163V162H8ZM26 163V162H25ZM31 163V162H30ZM44 163V162H43ZM88 163V162H87ZM91 163H94L91 162ZM147 163V162H146ZM121 164V163H119ZM126 164V163H125ZM6 164H4L5 166ZM96 165V164H95ZM122 165V164H121ZM127 165V164H126ZM149 165H150V162H149ZM151 165L153 166V164L151 163ZM7 166V165H6ZM31 166V165H30ZM37 167L40 168L39 164L36 165ZM53 166V165H52ZM61 166V165H60ZM89 166V165H88ZM91 166V165H90ZM144 166V165H143ZM147 166V165H145ZM157 166V167H159ZM62 167V166H61ZM69 167V166H68ZM74 167V166H73ZM120 167V166H119ZM142 167V166H141ZM161 167V168H162ZM1 168V167H0ZM10 168H12L10 166ZM15 168V167H14ZM25 168V167H24ZM44 168V167H43ZM71 168V167H70ZM83 168V167H82ZM116 168V167H115ZM143 168V167H142ZM149 168V167H148ZM154 168V166L152 167ZM162 168V169H163ZM28 169V168H27ZM34 169V167H33ZM36 169V167H35ZM50 169H54V168H50ZM94 169V168H93ZM144 169V168H143ZM146 169V168H145ZM158 169V168H157ZM163 169V170H164ZM21 170V169H20ZM26 170V168H25ZM31 170V168H30ZM39 170V169H37ZM56 171V169H54ZM88 170V169H87ZM131 170V169H130ZM137 170L134 169L133 171L134 172H131V176L133 178H142L143 177V172L145 171H141V173L143 174H140V171L139 169ZM141 170V169H140ZM149 170V169H148ZM24 171V169H23ZM66 171V170H65ZM65 171H61L60 172H65ZM106 171V170H105ZM114 171H117V170H114ZM29 172V171H28ZM59 172V173H60ZM67 172V171H66ZM87 172V171H86ZM148 172V171H147ZM160 172V169L159 171ZM163 171H161L162 173ZM49 173V172H48ZM77 173V172H76ZM110 173V172H109ZM118 173V172H117ZM126 173V172H125ZM12 174V173H10ZM16 174V173H15ZM21 174V173H20ZM24 174V173H23ZM64 175V173H61ZM68 174H69V171H68ZM100 174V173H99ZM108 174V173H107ZM127 174V173H126ZM160 174V173H159ZM26 175V174H25ZM46 175V174H45ZM62 175V177H63ZM72 175V174H71ZM74 175V174H73ZM80 175V174H79ZM117 174L115 173H112L110 174L109 176L107 175V179L105 180H102V177L101 179L97 178L96 181H93L92 183H89L90 181L88 180V182H80L79 180H74V181H69L67 180V182H64V185H67L68 186V189H71V190H74V191H77L78 193L84 191V190H87V188H90L91 185L92 187L94 186V189H96L97 191L96 192H100L99 194H103V195H112V194H115V193H118L120 195H123L125 193V191H128V192H131L130 190L128 189H122L120 190V192H117V189L116 191L113 190L114 187L112 186L114 184L113 182V179L115 178H118L116 177ZM122 175V174H121ZM125 175V174H124ZM155 175V174H154ZM153 175V176H154ZM7 176V175H6ZM16 176V175H15ZM44 176V175H43ZM106 176V174H105ZM119 176V175H118ZM127 176V175H126ZM160 176V175H159ZM158 176V177H159ZM161 176V177H162ZM50 177V176H49ZM125 177V176H124ZM131 177V178H132ZM152 177V176H150ZM170 177V178H169ZM89 178V177H88ZM154 178V177H153ZM157 178V176L155 177ZM24 179V178H23ZM43 179H46V178H43ZM49 179V178H48ZM60 179V178H59ZM77 179H79L77 177ZM104 179V178H103ZM151 179V178H150ZM162 179V178H161ZM169 179V180H168ZM12 180V179H11ZM38 180V178H37ZM61 180V179H60ZM87 180V179H86ZM152 180V179H151ZM22 181V180H21ZM85 181V180H84ZM140 181V179L138 180ZM26 182V181H25ZM33 182V181H32ZM41 182V181H40ZM46 181H44L45 183ZM56 182V181H55ZM60 182V181H59ZM63 183V181H61ZM125 182V181H124ZM131 182H134V181H131ZM21 183V182H20ZM29 183V182H28ZM37 183V181H36ZM129 183V182H128ZM3 184V183H2ZM7 184V183H5ZM9 184V183H8ZM23 184V183H22ZM58 184V183H57ZM149 184V183H148ZM14 185V184H13ZM17 185V184H16ZM38 185V184H37ZM51 185V184H50ZM60 185V183H59ZM116 185V184H115ZM180 187H179V186ZM2 186V185H1ZM6 186V185H5ZM47 186V185H46ZM55 186V185H54ZM122 186V184H121ZM135 186V185H134ZM150 186H152L150 184ZM155 186V185H154ZM153 186V187H154ZM161 186V185H160ZM34 187V186H32ZM42 187H45V186H41L40 190L41 189H45V188H42ZM50 188V186H48ZM65 187V186H64ZM5 188V187H4ZM7 188V187H6ZM52 188V186H51ZM50 188V189H51ZM66 188V187H65ZM113 188V189H112ZM130 188V187H129ZM149 188V187H148ZM151 188V187H150ZM157 188V187H156ZM1 189V188H0ZM34 189V188H32ZM54 189V187H53ZM92 188V190H94ZM121 189V188H120ZM136 190V187L133 188ZM143 189V188H142ZM152 189V188H151ZM5 190V189H4ZM46 190V189H45ZM65 190V189H64ZM90 190V189H89ZM132 191V192H135L137 193L136 191ZM8 191V189L6 190ZM11 191V190H10ZM25 191V190H24ZM30 191V190H29ZM57 191V190H56ZM59 191V190H58ZM67 191V190H66ZM69 191V190H68ZM2 192V191H1ZM0 192V193H1ZM9 192V191H8ZM32 192V191H31ZM34 192V191H33ZM47 192V190H46ZM65 192V191H64ZM63 192V193H64ZM72 192V191H71ZM14 193V192H12ZM35 193V192H34ZM45 193V192H44ZM42 194L44 196H46L45 194ZM48 193V192H47ZM57 193V192H56ZM61 193V191L59 192ZM62 193V194H63ZM92 193V192H91ZM153 193V192H151ZM155 193V191H154ZM153 193V195H154ZM158 193V192H157ZM9 194V193H7ZM7 194H3V198H6L7 196H10L7 195ZM65 194V193H64ZM87 194V193H86ZM138 194L140 195V193H137V196ZM142 194H145V195H151L150 193L146 194V193H142ZM156 194V193H155ZM13 195V194H11ZM16 195H20L18 193H16L14 196H10L12 197V199L14 200V197H16ZM22 195V194H21ZM67 195V194H66ZM135 194H133L134 196ZM6 196V197H5ZM25 196V195H24ZM42 196V197H44ZM58 196V194H57ZM86 195L82 196L80 200H74L76 202L79 203H83L85 204L86 202H88V200L92 199V201L89 202V204H85V205H82L84 207L87 208L86 211H82L83 209L79 208V207H75L74 205V201L70 200L71 203H73L72 205H74V207L72 205H70V203H66V205L68 206H63L64 208H67L66 211H70L69 213H71V211L75 212V213H78L80 215V217H83V221L85 220V218L88 219V212L91 210L92 211V206H98L102 212L101 213H109L111 210H116L117 206H116V203L115 202H112L110 200H105V197L104 199H101V200H96V199H93V198H88L85 197ZM136 196V195H135ZM136 196V197H137ZM161 196V195H160ZM28 197V196H27ZM26 197V198H27ZM49 197V196H48ZM90 197V196H89ZM93 197V196H92ZM144 197V196H143ZM148 199L149 196H146ZM153 197H158L157 196H152V199H155ZM162 197V196H161ZM57 198V197H56ZM60 198V197H59ZM77 198V197H76ZM103 198V197H101ZM134 198V197H133ZM140 198V197H138ZM7 199V198H6ZM9 199V198H8ZM31 199V198H30ZM29 199V200H30ZM44 199V198H42ZM67 199V197L65 198ZM107 199H110V198H107ZM116 199V198H115ZM114 199V200H115ZM132 199V198H131ZM172 199V198H170ZM50 200V199H49ZM51 200H53L51 198ZM50 200V202H52ZM61 200V198H60ZM64 200V199H62ZM158 200V199H157ZM156 200V201H157ZM176 199L174 198V201ZM10 201V200H8ZM42 201V200H41ZM138 201V200H136ZM141 201V199L139 200ZM145 201V199H144ZM147 201V200H146ZM155 201V202H156ZM172 201V200H171ZM180 201V200H179ZM184 201V200H183ZM14 204H15V201H13ZM12 202V203H13ZM18 202H19V199H18ZM43 202V201H42ZM46 202V201H45ZM49 202V203H50ZM58 202V201H57ZM65 202V201H64ZM132 202V201H131ZM130 202V203H131ZM150 202V200H149ZM151 202H154L151 200ZM150 202V203H151ZM154 202V203H155ZM158 202V201H157ZM160 202V201H159ZM2 202L0 201V212L3 211V209H5V211H11V213L13 212H16V209L18 207H22V206H18L19 203L16 204V206L14 204H7L6 206L2 207L3 204H1ZM41 203V202H40ZM48 203V204H49ZM148 203V202H147ZM167 203V202H166ZM24 204V203H23ZM22 204V205H23ZM44 204V202H43ZM47 202H46V207L48 206ZM50 204H53V206L49 205V208L48 210H53L55 212L59 211L60 212H65L64 215H68L66 214L67 212L63 210V208L59 205V202L58 204L57 203H50ZM57 204V206H56ZM76 204V203H75ZM145 204V203H144ZM178 204V203H177ZM30 205V204H29ZM26 204V206H29ZM32 205V204H31ZM37 205V204H35ZM45 205V204H44ZM64 205V204H63ZM77 205V204H76ZM91 205V206H90ZM118 205V203H117ZM146 205V204H145ZM144 205V206H145ZM170 205V204H169ZM39 206V205H38ZM56 210H55V207ZM61 208H60V207ZM116 206V208H115ZM121 206V205H120ZM124 207V205H122ZM127 206V205H126ZM142 206V205H141ZM150 206L149 205V209H150ZM171 206V205H170ZM173 206H174V203H173ZM17 207V208H16ZM31 207V206H30ZM29 207V208H30ZM37 207V206H36ZM40 207V206H39ZM38 207V209H39ZM45 207V208H46ZM119 207V206H118ZM16 208V209H15ZM26 208V207H25ZM34 207H32L33 209ZM60 208V209H59ZM70 208V210H69ZM91 208V209H90ZM132 208V207H131ZM130 208V209H131ZM143 208V207H142ZM145 208V207H144ZM154 208V207H153ZM15 211H12L14 210ZM22 209V208H21ZM95 209V207H94ZM99 209V210H100ZM118 209V208H117ZM128 208H124V210H126ZM129 209V210H130ZM147 209V208H146ZM156 209V208H155ZM169 209V208H168ZM174 213H180V212H183L181 206L180 207H177V206H174L171 208ZM20 210V209H19ZM23 210L25 211V209L23 208ZM29 210V209H27ZM26 210V211H27ZM31 210V209H30ZM36 210V208H35ZM47 210V211H48ZM62 210V211H61ZM96 210V209H95ZM100 210V211H101ZM121 209H119L118 211H120ZM135 210V209H134ZM139 210V209H137ZM148 210V209H147ZM153 210V209H152ZM158 210V209H157ZM182 210V211H181ZM18 211V210H17ZM21 211V210H20ZM33 213H34V209L32 210ZM30 211V212H32ZM45 211V210H44ZM94 211V210H93ZM99 211V212H100ZM123 211V210H122ZM127 211V210H126ZM125 211V212H126ZM171 212L170 209L168 210ZM22 212V211H21ZM29 212V211H28ZM98 212V211H97ZM114 212V211H113ZM130 212V211H129ZM137 212V211H136ZM143 212V211H142ZM154 212V211H153ZM185 212V211H184ZM5 213V212H3ZM25 213V212H24ZM51 213V212H50ZM53 213V212H52ZM95 213V212H94ZM135 213V212H134ZM158 213V212H157ZM159 213H158V216H159ZM185 213V214H186ZM17 214V213H16ZM19 214V213H18ZM28 214V213H27ZM37 214V213H36ZM39 214V213H38ZM45 213H43V216H44ZM54 214V213H53ZM52 214V216H53ZM57 214V213H55ZM62 214V213H61ZM124 214V213H123ZM138 214V213H137ZM34 215V214H33ZM63 215V214H62ZM70 215V214H69ZM89 215L91 216V213L89 212ZM129 215V213H128ZM153 215V214H152ZM172 215V214H171ZM1 216V215H0ZM26 216V215H24ZM28 216V215H27ZM89 216V218H90ZM103 216V215H101ZM137 216V215H136ZM141 216V215H140ZM150 216V215H149ZM161 216V215H160ZM159 216V217H160ZM48 217V216H47ZM50 217V216H49ZM58 218V216H56ZM60 217H63L60 215ZM72 217V216H71ZM74 217V216H73ZM77 217V216H76ZM79 216L77 217L78 219L80 218ZM92 217V216H91ZM143 217H144V213H143ZM157 217V216H156ZM188 217V216H186ZM1 218V217H0ZM3 218V217H2ZM31 218L32 215H31ZM64 218V217H63ZM66 218V217H65ZM105 218V217H104ZM150 218V217H149ZM158 218V217H157ZM184 218V217H183ZM21 219V218H20ZM29 219V218H28ZM35 219H38L35 217ZM45 219V218H44ZM50 219V218H49ZM74 219V218H73ZM82 219V218H81ZM86 219V220H87ZM97 219V218H96ZM134 219V218H133ZM138 219V218H136ZM146 220V218H144ZM153 218H151L152 220ZM160 219V218H159ZM173 219V218H172ZM186 219V218H185ZM34 220V218H33ZM48 220V218H47ZM53 220V218H52ZM56 220V219H55ZM59 220V218H58ZM102 220L104 221L105 219L102 218ZM110 220V219H109ZM149 220V219H148ZM155 220V219H154ZM157 220V219H156ZM7 221V220H6ZM10 221V220H8ZM24 221V220H23ZM30 221V220H29ZM54 221V220H53ZM65 221V220H63ZM97 221V220H96ZM101 221V220H100ZM150 221V220H149ZM179 221V220H178ZM19 222V221H18ZM49 222V220H48ZM56 222V221H55ZM62 222V221H61ZM75 222V221H74ZM79 222V221H78ZM91 222V221H90ZM139 222V221H138ZM87 221L85 222V225H86ZM104 223V222H103ZM117 223V222H116ZM157 223V224H158ZM24 224V223H23ZM32 224V223H31ZM41 224V222H40ZM45 224V223H44ZM59 224H62L59 222ZM83 224V223H82ZM89 224V222H88ZM87 224V225H88ZM149 224V223H148ZM173 224V223H171ZM37 225V224H36ZM55 225V224H54ZM52 224V226H54ZM114 225V224H113ZM131 225V224H130ZM134 225V224H132ZM178 225V224H177ZM20 226V225H19ZM47 226H50V224L48 223ZM56 227H58L57 225H55ZM115 226V225H114ZM123 226V225H122ZM136 226V225H134ZM133 226V227H134ZM167 226L170 230H173L175 228H177V226L174 228V227H171V225L169 226L168 223H167ZM10 227V226H9ZM118 227V226H117ZM126 227H128V225H126ZM158 227V228H159ZM1 228V227H0ZM22 230L24 229L23 227H21ZM65 228H68V227H65ZM84 228V227H82ZM108 228V227H107ZM110 228V227H109ZM136 228V227H134ZM167 228V229H168ZM49 229V228H48ZM53 229V228H52ZM70 229V228H69ZM68 229V230H69ZM77 229V228H76ZM75 229V230H76ZM128 229H130V227H128ZM127 228H125L126 232L123 231V234L124 232L128 233V230ZM140 229V228H139ZM138 229V230H139ZM183 229V230H184ZM243 229V232H240V230ZM14 230V228H13ZM12 230V231H13ZM18 230V229H16ZM20 230V228H19ZM37 230V229H36ZM47 230V229H46ZM81 230V229H80ZM131 230V229H130ZM143 230V229H142ZM177 230V229H176ZM2 231V230H1ZM4 231H6L4 229ZM25 231V230H24ZM32 231V230H31ZM38 231H45V230H39ZM53 231V230H52ZM63 231V230H62ZM71 231V230H70ZM79 232V230L77 229L76 232ZM95 231V230H94ZM132 231V230H131ZM137 231V230H136ZM140 231V230H139ZM144 231H147V230H144ZM143 231V233H144ZM244 231L246 233H244ZM28 232V231H27ZM32 232L35 233V231L33 230ZM38 232V235H42L43 232H40L42 234H39ZM46 232V231H45ZM47 232H51L50 229L49 231L47 230ZM59 232V230H58ZM61 232V231H60ZM74 232V231H73ZM84 232V231H83ZM90 232V231H89ZM88 232V233H89ZM141 232V231H140ZM21 233V232H20ZM53 233V232H52ZM55 233V232H54ZM57 233V231H56ZM55 233V234H56ZM64 233V232H63ZM100 233V232H99ZM103 232L101 231L100 234H102ZM134 233V232H133ZM168 233V232H167ZM7 234H8V231H7ZM37 234V233H36ZM51 234V233H49ZM49 234H46V235H49ZM58 234V233H57ZM55 235V237L58 235ZM68 233H66L67 235ZM82 234V233H80ZM92 234V233H91ZM98 234V233H97ZM107 234V233H106ZM122 234V233H121ZM122 234V236H123ZM130 234V233H129ZM150 233H146V235H149ZM171 234V233H170ZM181 234V233H180ZM181 234V235H182ZM4 235V234H3ZM2 235V237H3ZM34 235V234H33ZM52 235V234H51ZM64 234V236L66 237V239L68 240V237ZM72 235H76L75 234H71ZM78 235V234H77ZM112 235V234H111ZM120 235V233H119ZM131 235V234H130ZM129 235V236H130ZM134 235V234H133ZM169 235V233H168ZM173 235V234H172ZM172 235H169V236H172ZM28 236V234H27ZM36 236V235H35ZM90 236V235H89ZM125 236V235H124ZM123 236V237H124ZM128 236V237H129ZM135 236V235H134ZM174 236V235H173ZM176 236V235H175ZM178 236V235H177ZM5 237V236H4ZM39 237V236H38ZM51 237V236H50ZM96 237H99V234L96 236ZM101 237V236H100ZM128 237L125 236V238L127 239ZM150 238V236H148ZM154 237V236H153ZM53 238V237H51ZM63 238V237H62ZM62 238L60 240H62ZM102 238V237H101ZM100 238V240H101ZM122 238V237H120ZM118 237V239H120ZM120 239L122 242L124 241V239ZM131 238V237H130ZM130 238L127 239L130 241ZM27 239V238H26ZM35 239V238H34ZM33 239V240H34ZM59 239V238H58ZM64 239V238H63ZM78 239V238H77ZM115 241H117V237L114 238ZM117 239V240H116ZM125 239V241H126ZM140 239V238H139ZM142 239V238H141ZM7 240V239H5ZM22 240V239H21ZM47 240V239H46ZM70 240V239H69ZM80 240V239H79ZM89 240V239H88ZM97 240V239H96ZM112 240V239H111ZM134 240V239H132ZM8 241V240H7ZM13 241V240H12ZM24 241V240H23ZM45 241V240H44ZM55 241V240H54ZM57 241V240H56ZM65 241V240H64ZM113 241V240H112ZM114 241V242H115ZM119 241V240H118ZM120 241V242H121ZM129 241L127 244H129ZM136 241V239L134 240ZM134 241H130V242H133ZM145 241V240H144ZM148 241V240H147ZM157 241H154V242H157ZM29 242V240H28ZM60 242V241H59ZM71 242V241H70ZM74 242H78V241H74ZM86 243L89 242L90 244V241H85ZM84 242V243H85ZM119 242V243H120ZM121 242V243H122ZM142 242V241H140ZM139 242V243H140ZM146 242V241H145ZM149 242V241H148ZM1 243V241H0ZM23 243V242H22ZM48 243H50L48 241ZM52 245H53V242H51ZM51 243L49 245H51ZM58 243V241L56 242ZM62 244V241L60 242ZM69 243V241L67 242ZM79 243V242H78ZM118 243V242H117ZM118 244V245H122V244ZM124 243V242H123ZM144 243V242H143ZM19 244V243H18ZM26 244V243H25ZM24 244V245H25ZM45 244V243H44ZM43 244V245H44ZM65 244V243H64ZM96 244V243H95ZM102 244H103V241H102ZM107 244V242H106ZM104 244V245H106ZM125 244V243H124ZM147 244V242L145 243ZM145 244H138V245H141L142 248L144 247L146 249V247H150L149 245H154L155 244H152V243H149L148 246H146ZM8 245V244H7ZM11 245V244H10ZM48 245V246H49ZM55 245V244H54ZM70 245V244H69ZM79 245V246H78ZM77 246L80 247V244H78ZM88 245V243L86 244ZM109 245V244H108ZM131 245V244H129ZM133 245V244H132ZM131 245V246H132ZM159 245V244H158ZM23 246V245H22ZM21 246V247H22ZM46 246V244H45ZM47 246V247H48ZM57 246V245H56ZM84 246V244H83ZM92 246V245H91ZM103 246V245H102ZM123 246V245H122ZM134 246V245H133ZM132 246V247H133ZM136 246V245H135ZM140 246V247H141ZM146 246V247H145ZM157 246V244H156ZM17 247V246H16ZM19 247V245H18ZM20 247V248H21ZM24 247V246H23ZM55 247V246H54ZM59 247V246H58ZM75 247V246H74ZM82 247V246H81ZM109 247V246H108ZM125 247V246H124ZM129 247V246H128ZM127 247V248H128ZM132 247H130L132 249ZM139 247V246H137ZM28 248H30L28 251L31 250V248H36L34 245L33 246H29ZM60 248V247H59ZM93 248V247H91ZM143 248V249H144ZM5 249V248H4ZM10 249V248H9ZM42 249V248H41ZM47 249V248H45ZM43 249V250H45ZM50 250H56V247L55 249L54 248H49ZM62 249V247H61ZM64 249V248H63ZM66 249V248H65ZM72 249V248H71ZM76 249V248H75ZM149 248H147L145 251H147ZM16 250H18L16 248ZM24 250V249H23ZM38 250V249H37ZM48 250V249H47ZM49 250V251H50ZM67 250V249H66ZM74 250V249H73ZM88 250V249H87ZM95 250V249H94ZM97 250V249H96ZM128 250V249H126ZM125 250V251H126ZM136 250V249H135ZM134 250V251H135ZM152 251V249H150ZM149 250V251H150ZM156 250V249H155ZM34 251V250H32ZM61 251V250H60ZM60 251H58V253H60ZM68 251V250H67ZM76 251V250H75ZM90 251V250H88ZM87 251V252H88ZM91 251H93L91 249ZM112 251V250H111ZM115 251V250H114ZM119 251V250H118ZM131 251L132 254H135ZM17 252V251H16ZM20 252V250H19ZM27 252V251H26ZM57 252V251H55ZM54 252V254H56ZM65 252V251H64ZM74 252V251H72ZM77 252V251H76ZM94 252V251H93ZM117 252V251H116ZM114 252V253H116ZM126 252H130L129 250L126 251ZM126 252H120L122 253L124 256L130 254V253H126ZM154 252V250L152 251ZM151 252V253H152ZM174 253L173 255H171L170 253ZM31 253V252H29ZM48 253V252H47ZM67 253V252H66ZM69 253V252H68ZM119 253V252H117ZM145 253V252H144ZM148 253V252H147ZM150 253V252H149ZM156 253V252H155ZM158 253V252H157ZM23 254V253H22ZM35 254V253H34ZM53 254V253H52ZM64 254V253H63ZM61 254V255H63ZM75 254V253H74ZM88 254V253H87ZM146 254V253H145ZM154 254V253H153ZM152 254V255H153ZM186 254H189L190 256V259H186ZM38 255V254H37ZM112 255V254H111ZM120 256L118 255H115L118 257L121 258V254H119ZM155 255V254H154ZM157 255V254H156ZM160 255V254H159ZM12 256V255H11ZM20 256H23V255H20ZM31 256V255H30ZM54 256V255H53ZM58 256V255H57ZM67 256V255H66ZM70 256V255H69ZM68 256V257H69ZM114 256V255H113ZM130 256V255H129ZM136 256V254H135ZM158 256V255H157ZM14 257V256H13ZM37 257V256H36ZM35 257V258H36ZM40 256H38L39 258ZM102 257V256H101ZM100 257V258H101ZM132 257H134L132 255ZM149 257V256H148ZM159 257V256H158ZM161 257H162V254H161ZM30 258V257H29ZM52 258V257H51ZM55 258V257H53ZM92 258V257H91ZM105 258V257H104ZM143 258V257H142ZM146 258V257H145ZM156 258V257H155ZM163 258V257H162ZM60 259V258H59ZM88 259V258H87ZM93 259H96V258H93ZM99 259V258H98ZM107 259V258H106ZM105 259V260H106ZM125 259V258H124ZM128 260V258H126ZM125 259V260H126ZM132 259V258H130ZM129 259V260H130ZM26 260V258L23 259V262ZM29 263L30 262H34V263H38V264H53L52 262H50V260H48V258H41V260H33L32 259H29ZM55 260V259H54ZM77 260V258H76ZM97 260V259H96ZM104 260V261H105ZM128 260V262H130ZM201 260L200 262H197ZM72 261V259H71ZM101 261V260H100ZM108 261H111V260H108ZM107 261V263H108ZM50 262V263H49ZM56 261H54L55 263ZM62 262L61 260H59V263ZM68 262V261H67ZM74 262V261H73ZM76 262V261H75ZM85 262V261H84ZM95 262V261H94ZM106 262V261H105ZM113 262V261H112ZM115 262V261H114ZM113 264H116L114 263ZM118 262V261H117ZM120 262V261H119ZM126 262V263H128ZM132 262V260H131ZM146 262V261H145ZM156 262H160L161 261H156ZM1 263V262H0ZM27 263V261H26ZM70 263V262H69ZM96 263V262H95ZM100 263V262H98ZM97 263V264H98ZM125 263V262H124ZM149 263V262H148ZM155 263V261H154ZM25 264V263H24ZM58 264V262H57ZM60 264H64V263H60ZM71 264V263H70ZM79 264V263H77ZM82 264V263H80ZM104 264V263H103ZM112 264V263H111ZM132 264V263H131ZM141 264V263H140ZM162 264V263H161Z\"/></svg>", "mask_w": 264, "mask_h": 264}]
</instances>
